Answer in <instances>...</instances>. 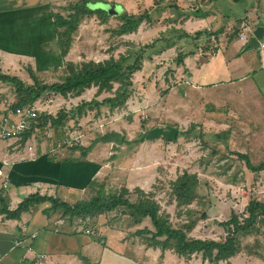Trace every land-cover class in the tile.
I'll list each match as a JSON object with an SVG mask.
<instances>
[{
  "label": "crops",
  "instance_id": "crops-1",
  "mask_svg": "<svg viewBox=\"0 0 264 264\" xmlns=\"http://www.w3.org/2000/svg\"><path fill=\"white\" fill-rule=\"evenodd\" d=\"M55 1L0 0V68L3 72L13 74L23 64H29L35 72V67L45 69L54 67L58 60L61 63L51 16L52 12L58 11L54 7ZM242 7L244 15L234 21L227 18L223 24L213 28L214 31H221L218 36L222 34L219 37L221 47L217 52L211 54L201 50V55L206 53L205 57H201L189 51L183 58L180 63L183 72L178 70L181 82L167 95L177 99L181 109L184 107L193 111L198 107L202 111L201 119L215 121L221 130L231 128L229 136L235 142L238 137H243L248 145L249 152L246 154L253 163L250 153L257 154V149H264V57L261 51L253 48L243 50L237 35L230 39L229 30L234 24L235 31L238 20L246 16L253 18L254 14L258 18L256 22L264 26V0H246ZM229 14L222 12L226 17ZM212 21L208 24L214 25ZM4 84L0 82V117L5 112L3 99L15 100V93H3L7 88ZM204 111L208 113L205 116ZM210 113L217 116H210ZM86 116L84 114L79 118L81 125L89 119ZM35 135L25 143L20 141L21 138L0 139V169L3 172L0 175V194L7 198L9 209L16 208L24 197L33 193L74 203L80 200L81 193L88 190L89 181L103 183L104 177L111 173L107 169L109 161H103L107 157L106 152L101 151L99 144L84 158L79 157V151H71L65 158L51 157L39 147H36V155L30 157L27 145L32 144L29 140ZM126 138L131 140L134 137ZM150 141L127 148L118 144L121 147L119 152L124 149L129 152L123 159L119 156V166H116L124 177L122 186L129 191L139 188L144 192H154L150 183L155 167L143 163L145 157H152L151 162L154 157H159L156 148L148 146ZM238 152L245 153L242 149ZM114 158L117 160L118 156ZM5 179L8 181L6 186L3 185ZM48 207V203L34 205L19 219L0 214V264H84L78 254L96 264H246L248 261L243 247L236 255L218 263L204 259L200 253L185 257L174 249L147 244L143 236L136 232L142 226L126 228L120 218L108 220L106 225L100 226L101 215L91 219L90 224H82L78 218L70 219L60 212L48 215ZM263 222L264 217L261 219ZM85 229L90 232H84ZM192 233L193 230L190 235L194 236ZM261 246L264 249V245ZM39 254L45 257L39 259ZM262 261L255 264H262Z\"/></svg>",
  "mask_w": 264,
  "mask_h": 264
},
{
  "label": "rangeland",
  "instance_id": "rangeland-1",
  "mask_svg": "<svg viewBox=\"0 0 264 264\" xmlns=\"http://www.w3.org/2000/svg\"><path fill=\"white\" fill-rule=\"evenodd\" d=\"M73 1L75 0H56L54 7L62 13H66L61 8ZM103 1L112 5H119L122 8L118 7L122 10L121 13L140 14L146 10H152L157 3L163 8L160 13H152L150 21L144 20L135 31L123 35L113 33V30L121 23L118 14H111L106 22H101L96 15L85 17L79 24L77 32L73 36L72 46L65 57V60L76 63L83 60L102 61L110 56L117 58L122 54L137 51L146 44L155 43L153 48L145 49L140 69L132 76L133 85L129 98L124 105L114 109H110L108 105H102L99 110L95 108L93 110L88 109L85 114H87L86 118L89 119L83 125L80 123L81 119L70 116L64 121L63 133L58 138L55 137L52 128H45L42 133L38 136L36 134L35 138L29 141L35 143L36 147L48 151L53 144L55 145L65 138L69 129H72L70 131L72 135L76 134L75 132L79 129L84 133L80 144L82 146H88L100 134L115 130L121 136L128 138L137 137L143 131L144 126V131L150 130L154 133L159 129L167 128L168 125H175L181 134L190 130L187 136L181 135L174 141L161 136L146 139L151 140L148 146L153 147V149L156 148L159 157H154L152 162V157H145L143 163L145 166H148L147 163L154 165L155 175L150 184L153 186L155 199L160 203L161 210L170 215L174 225L180 226L183 223L195 221L196 223L192 229L194 236L192 237L223 239L226 236V231L220 225V222L227 220L233 211L243 217L245 206L251 197L264 201V172L250 171L245 166V162L235 154L240 149L245 154L249 152L248 145L243 137H238L242 143L239 140L235 142V139L229 136L231 128L227 129L226 127V129L221 130L220 127L216 126L215 121L201 119L200 113L202 111L198 107L193 111H188L184 107L181 109L182 105L176 102L177 99L169 98L167 92L174 87L177 88L182 79L178 73V70H180V73L183 72L180 63L177 61L178 55L180 53L188 54L190 51L205 57L206 53L204 55L200 53L201 50L206 52L207 48L212 47L211 34L209 33L215 32L216 30L214 31L213 28L223 24V20L227 21L228 18L229 21H234L244 15L242 5L245 1L218 0V8H212L205 16L207 18L201 17L197 10V8L209 9L211 2L207 0H173L183 9V12L188 13V17L184 14L177 15L174 9L168 6L171 0ZM223 11L230 14L226 17L222 15ZM215 16H218V18L216 19ZM203 18L206 20L204 21ZM252 19L257 21V15L254 14ZM210 20H213L212 24L214 25L208 24ZM206 21L207 23H205ZM233 27L234 24L229 30L230 33L234 31ZM197 32H201L199 38L196 37ZM219 37H222V34L217 37L218 49L221 47ZM168 39L173 44L170 47L166 45ZM55 57L53 56V58ZM20 66L19 70L14 71L13 75L32 83L28 73L29 64ZM35 70V75L43 83L59 81L65 74L60 60L56 61L54 67L51 66L45 69L35 67ZM3 86L7 87L3 93L8 91L15 93L12 85L5 83ZM117 86L118 84L115 83L111 91L102 92L97 96V99L101 100L106 96L115 94ZM95 92L96 87L93 86L86 89L80 96H64L65 101L62 98L56 100V97H60V95L53 93H48L40 99L46 102L49 96H52L54 102L51 103V110L52 113L56 114L62 108L72 110L81 101L94 98ZM207 114L204 111L203 115ZM210 116L215 117L217 114L210 113ZM97 144L102 146L101 151L106 152L107 157L103 161H109L107 164L110 167L107 169L111 173L107 174L108 177H104L105 180L101 181L103 183L96 181L95 186H90L88 190L81 193L80 199H88L95 195L99 187L102 188L105 194H111L118 191L125 183L123 174L116 166H119L118 160L127 157L129 152L128 149L120 152L119 150L121 145L126 148L132 146L125 143L119 144L115 141ZM257 150L259 152H254H257V154L250 153L254 165L264 163V153L261 154L264 149L262 151ZM61 151L57 154L59 158H62V156L65 158L67 154L72 153L68 147L63 148ZM258 153L261 155H258ZM143 154L145 156L144 152ZM112 156H118V159L116 160ZM183 171L195 173L198 176L197 198L189 205L177 207L171 194V182ZM101 184L103 185L101 186ZM123 217L120 218L121 224L126 228H129V226H132L130 227L132 229H135V226H142L141 228H143L149 225L147 221L141 225H136L128 216ZM100 218L102 222L100 226L106 225L108 220L119 219L115 211L102 214ZM262 232H264V222L261 223L260 221L250 233L239 234L240 245L250 262L247 261L246 264L264 261V249L261 246L264 245ZM143 239L146 241L145 237ZM170 249L173 250V248ZM256 257L257 259H255ZM249 259H252V261ZM263 261L262 264H264Z\"/></svg>",
  "mask_w": 264,
  "mask_h": 264
},
{
  "label": "trees",
  "instance_id": "trees-1",
  "mask_svg": "<svg viewBox=\"0 0 264 264\" xmlns=\"http://www.w3.org/2000/svg\"><path fill=\"white\" fill-rule=\"evenodd\" d=\"M207 1L211 2L209 9L205 8L202 10L197 8L201 17H205L212 8L217 6L218 0ZM233 1L239 2V0ZM169 2L168 6L173 8L177 15L184 14L187 16L188 13L183 12V9L176 2L173 0ZM99 3L108 2L103 0H75L61 8L66 13L60 11L51 13L58 54L65 72L61 80L52 83H43L37 78L33 69L29 66L28 73L32 79L31 83L21 79L19 76L5 73L0 68V82L8 83L14 89L16 98L12 104L13 106H23L33 103L48 93L61 96H79L86 89L93 86L96 87L94 98L81 101L72 110L62 108L56 114L39 112L31 127L22 133L20 139L22 143H25L33 134H37L38 136L45 128H52L55 137L58 138L63 133L64 121L70 116L80 118L88 109L93 110L95 108L99 110V107L102 105H108L110 109H114L124 105L129 98L133 85L132 76L140 69L145 49L153 48L155 43L150 45L146 44L137 51L122 54L117 58L110 56L102 61L83 60L76 63L65 60L72 46L73 36L85 17L96 15L101 22H106L110 17L111 14L107 10L95 6ZM112 6L117 5L113 4ZM162 9L160 4L157 3L152 10H146L140 14L122 12L118 14L121 23L113 30V33L123 35L133 32L144 20L150 21L152 13H160ZM240 20L237 22L236 30L231 33L230 39H233L237 35ZM257 25H259V22H256ZM220 32V30H216L209 34L217 37ZM200 36L201 32H197L196 37L199 38ZM166 45L170 47L173 44L168 39ZM210 50L211 47L207 48L206 52H210ZM186 55L180 53L177 61L181 63ZM115 83L118 84L115 89V94L106 96L101 100L97 99V96L102 92L111 91ZM188 131L190 130L181 134L175 125H168L167 128L159 129L155 133L150 130L141 132L131 140H128L125 136H121L116 131H110L98 135L88 146L77 144L69 149L71 151H79V157L84 158L99 142L115 141L119 144L125 143L134 146L146 139H153L157 136L174 141L181 135L187 136ZM235 154L245 162V166L250 171L260 172L264 170L263 162L254 165L251 163L247 154L239 152H235ZM197 183L198 176L188 171H183L171 182V194L174 197L177 207L189 205L197 198ZM96 184L97 182L95 180H91L87 185L95 186ZM43 203L49 204L46 210L48 215L50 213L60 212L63 216L70 219L78 218L82 224H90L91 219L94 217L111 211H115L118 218L128 216L135 224H141L147 221L149 225L136 231L142 236L145 235L147 244L159 246L162 249L173 248L177 253L185 257L200 253L204 259L215 263L221 260H227L239 253L241 247L239 234L250 233L264 217V201L256 197H251L245 206V214L243 217L233 211L227 220L220 222V225L226 231V236L223 239L216 240L192 237L190 236V232L196 223L195 221H189L180 226L174 225L170 219V215L161 210L160 203L155 199L154 192H144L139 188H135L134 191H129L125 186H122L118 191L112 192L111 194H105L102 188L99 187L95 195H92L88 199H80L74 203H69L55 196L33 193L24 197L14 209H9L7 198L3 194H0V214H3L6 218L19 219L31 207ZM78 256L84 264H96L82 254H78Z\"/></svg>",
  "mask_w": 264,
  "mask_h": 264
},
{
  "label": "built area",
  "instance_id": "built-area-1",
  "mask_svg": "<svg viewBox=\"0 0 264 264\" xmlns=\"http://www.w3.org/2000/svg\"><path fill=\"white\" fill-rule=\"evenodd\" d=\"M256 27V21H254L249 16L241 18L238 24L237 31V39L240 41L241 46H245L250 37L253 35V31ZM212 47L210 50L211 54H214L218 51L217 49V37L213 34L210 36ZM262 57H264V39L260 40V49ZM62 98L64 100V96L56 97L57 99ZM65 101V100H64ZM54 102L52 96L45 101L41 99L36 100L33 103L26 104L23 106H13V102L8 98L3 99V104L5 105L4 113L0 117V139L1 140H9V139H19L24 131L28 130L33 121L38 116L39 112H45L47 114H51V103ZM54 114V113H52ZM102 126V124H100ZM72 130V129H71ZM66 133L65 138L62 141H58L55 145L53 144L47 151V154L51 157L58 156V153H61L62 149L65 147L72 148L77 144L82 143V137L84 133L79 129V131L75 132L76 134L72 135L71 131ZM36 145L35 143L28 144L27 150L29 152L30 157L36 155ZM3 172L0 169V175ZM7 180H4L3 185H7ZM84 232L89 233V229H85ZM39 259H43L45 257L44 254L38 255Z\"/></svg>",
  "mask_w": 264,
  "mask_h": 264
},
{
  "label": "water",
  "instance_id": "water-1",
  "mask_svg": "<svg viewBox=\"0 0 264 264\" xmlns=\"http://www.w3.org/2000/svg\"><path fill=\"white\" fill-rule=\"evenodd\" d=\"M95 6L104 8L105 10H107L109 12V14H120L122 11V10H120L122 8L119 7V5L112 6L111 4H108V3H99V4H96ZM263 38H264V26L257 25L253 31V35L250 37L248 42L243 47V50H246L248 48H253V49L259 50L260 49V40H262Z\"/></svg>",
  "mask_w": 264,
  "mask_h": 264
}]
</instances>
